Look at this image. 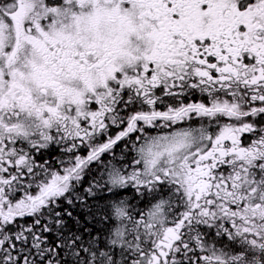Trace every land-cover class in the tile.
I'll use <instances>...</instances> for the list:
<instances>
[{
  "label": "snow or ice",
  "instance_id": "snow-or-ice-1",
  "mask_svg": "<svg viewBox=\"0 0 264 264\" xmlns=\"http://www.w3.org/2000/svg\"><path fill=\"white\" fill-rule=\"evenodd\" d=\"M0 264H264V0H0Z\"/></svg>",
  "mask_w": 264,
  "mask_h": 264
}]
</instances>
